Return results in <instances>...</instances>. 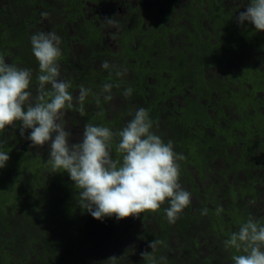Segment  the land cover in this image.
I'll return each mask as SVG.
<instances>
[{"label": "trees", "instance_id": "1", "mask_svg": "<svg viewBox=\"0 0 264 264\" xmlns=\"http://www.w3.org/2000/svg\"><path fill=\"white\" fill-rule=\"evenodd\" d=\"M223 1L0 0V264H264L263 20Z\"/></svg>", "mask_w": 264, "mask_h": 264}, {"label": "flooded vegetation", "instance_id": "2", "mask_svg": "<svg viewBox=\"0 0 264 264\" xmlns=\"http://www.w3.org/2000/svg\"><path fill=\"white\" fill-rule=\"evenodd\" d=\"M230 3L231 5L236 8L237 15L244 16L246 18H249L252 21H260L263 20V25L259 26V29H262L263 35H264V0H225L223 1V4ZM112 4V3H111ZM110 3H108V7L112 6ZM121 10V8H118ZM112 10H108L106 14H111ZM183 18L187 19L186 16H182ZM188 21V20H187ZM189 23V21H188ZM172 33V30H169V34ZM182 36L185 37V33H182Z\"/></svg>", "mask_w": 264, "mask_h": 264}, {"label": "rangeland", "instance_id": "3", "mask_svg": "<svg viewBox=\"0 0 264 264\" xmlns=\"http://www.w3.org/2000/svg\"><path fill=\"white\" fill-rule=\"evenodd\" d=\"M111 40V39H110Z\"/></svg>", "mask_w": 264, "mask_h": 264}]
</instances>
